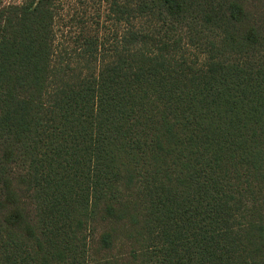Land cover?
I'll use <instances>...</instances> for the list:
<instances>
[{"label": "trees", "instance_id": "trees-1", "mask_svg": "<svg viewBox=\"0 0 264 264\" xmlns=\"http://www.w3.org/2000/svg\"><path fill=\"white\" fill-rule=\"evenodd\" d=\"M107 2L0 6V264H264V0Z\"/></svg>", "mask_w": 264, "mask_h": 264}, {"label": "rangeland", "instance_id": "rangeland-1", "mask_svg": "<svg viewBox=\"0 0 264 264\" xmlns=\"http://www.w3.org/2000/svg\"><path fill=\"white\" fill-rule=\"evenodd\" d=\"M22 1L24 0H0V6L8 3H22ZM107 1L53 0L55 36L53 44H56L55 49L59 58L73 63V59L77 56V46L86 35L110 37L115 26L107 16Z\"/></svg>", "mask_w": 264, "mask_h": 264}]
</instances>
